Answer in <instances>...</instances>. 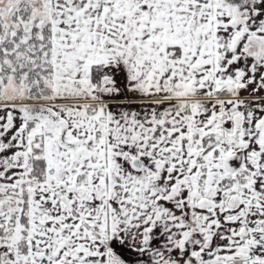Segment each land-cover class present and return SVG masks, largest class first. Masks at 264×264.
Masks as SVG:
<instances>
[{"label": "snow or ice", "instance_id": "snow-or-ice-1", "mask_svg": "<svg viewBox=\"0 0 264 264\" xmlns=\"http://www.w3.org/2000/svg\"><path fill=\"white\" fill-rule=\"evenodd\" d=\"M0 264H264V0H0Z\"/></svg>", "mask_w": 264, "mask_h": 264}]
</instances>
